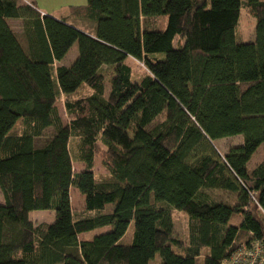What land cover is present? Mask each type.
Returning <instances> with one entry per match:
<instances>
[{"label":"trees","instance_id":"1","mask_svg":"<svg viewBox=\"0 0 264 264\" xmlns=\"http://www.w3.org/2000/svg\"><path fill=\"white\" fill-rule=\"evenodd\" d=\"M24 1L0 0V264H227L264 247V158L248 166L264 142V0H87L61 18ZM242 7L257 19L250 41ZM157 17L163 28L149 26ZM128 58L146 65L139 80ZM236 135L225 154L212 145ZM173 207L189 215L187 243ZM36 209L55 219L32 220Z\"/></svg>","mask_w":264,"mask_h":264},{"label":"rangeland","instance_id":"2","mask_svg":"<svg viewBox=\"0 0 264 264\" xmlns=\"http://www.w3.org/2000/svg\"><path fill=\"white\" fill-rule=\"evenodd\" d=\"M20 2H25L24 0H19ZM163 18L162 17H157V18H151V21L149 26L151 27H157L160 26L163 28L165 26L166 21L163 23ZM165 20V19H164ZM74 24H77V27H84L90 29V27H94L93 23L90 22L89 20L85 18H73L71 21ZM12 24L14 28L20 33L22 31V22L21 19H14L12 20ZM256 24H257V19L256 17L250 12V10L247 7H242L241 12H240V17L237 25V31H238V36L239 39L242 41H250L253 40L255 37V29H256ZM76 26V25H75ZM184 40H182L183 42ZM78 55V44L75 42L72 47L70 48L69 52L63 59L62 63L64 64H71L77 57ZM127 62L131 65L132 71H133V79L139 80L146 72L147 68L146 65L143 64L140 61H136L133 58H128ZM105 74H106V86H107V92L110 88V76L112 73V68L111 67H105ZM88 93L89 91L87 89L80 90V93ZM64 101L65 97L62 95L58 101L57 105L60 111V114L62 115L64 120H67V113L65 111V106H64ZM18 125V124H17ZM16 125V126H17ZM15 126V127H16ZM20 124L15 128V131L19 130L21 127H19ZM52 132V128H49L47 132H45L46 137L50 135ZM124 135L128 138H132V134H130L128 131H124ZM43 140V139H41ZM242 141V136L241 135H236V136H227L224 138H220L217 140L212 141V145L215 147V149L220 153V154H225L229 148L237 143H240ZM264 158V142L257 148V150L252 154L248 166L253 167L255 164H257L260 160ZM76 169L82 168V164H74ZM95 170L97 171V174L104 175L107 173V170L103 166L101 162V157L98 156L96 158V164H95ZM214 193V196L217 199H223L232 202L233 195L231 193H226L223 191H212ZM71 201L74 207L80 208L85 204V196L84 194L79 191L76 187H72L71 190ZM0 202H4V197L1 192L0 188ZM162 212L159 210L157 211L156 216L159 218L161 216ZM56 213L53 209H36L30 211L29 217L32 220H39V221H53L55 219ZM172 218L174 222V236L177 237L178 239H181L183 242L187 243L188 242V222H189V215L186 211L178 209L176 207L172 208ZM109 227H98L93 230L85 232L82 236L86 238H91L93 235L107 230ZM133 236V225H131L127 231L126 235V240L132 239ZM206 250V249H205ZM160 260L159 254H157L156 258L151 261V264H156ZM197 264H204V255L198 257L197 259Z\"/></svg>","mask_w":264,"mask_h":264},{"label":"crops","instance_id":"3","mask_svg":"<svg viewBox=\"0 0 264 264\" xmlns=\"http://www.w3.org/2000/svg\"><path fill=\"white\" fill-rule=\"evenodd\" d=\"M35 2L41 12L50 13L52 15H55L56 17L61 18L68 14L71 5H85L87 3V0H35ZM72 20L73 18L69 19V22L72 23ZM74 25L77 26V24ZM79 28L86 32L94 34V27H90V29H88L81 26ZM35 221L38 222L39 220Z\"/></svg>","mask_w":264,"mask_h":264},{"label":"built area","instance_id":"4","mask_svg":"<svg viewBox=\"0 0 264 264\" xmlns=\"http://www.w3.org/2000/svg\"><path fill=\"white\" fill-rule=\"evenodd\" d=\"M227 264H264V247L260 241L233 251Z\"/></svg>","mask_w":264,"mask_h":264}]
</instances>
